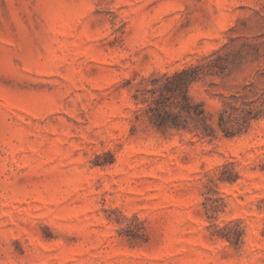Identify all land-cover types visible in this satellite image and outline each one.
Masks as SVG:
<instances>
[{
	"label": "rangeland",
	"instance_id": "374dc122",
	"mask_svg": "<svg viewBox=\"0 0 264 264\" xmlns=\"http://www.w3.org/2000/svg\"><path fill=\"white\" fill-rule=\"evenodd\" d=\"M192 64L215 126L264 90V0H0V264H264V115L163 132L136 98Z\"/></svg>",
	"mask_w": 264,
	"mask_h": 264
},
{
	"label": "trees",
	"instance_id": "16d2710c",
	"mask_svg": "<svg viewBox=\"0 0 264 264\" xmlns=\"http://www.w3.org/2000/svg\"><path fill=\"white\" fill-rule=\"evenodd\" d=\"M206 69L207 65L192 64L155 76L150 87L139 89L136 98L148 103L144 111L158 129L167 132L193 128L204 136H216L221 130L226 136H234L247 131L253 119L264 115V90L253 93L252 85L247 84L226 97L215 126L204 103L189 94L190 85L201 79Z\"/></svg>",
	"mask_w": 264,
	"mask_h": 264
}]
</instances>
